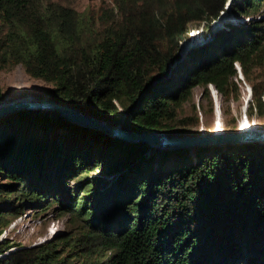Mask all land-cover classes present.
<instances>
[{
  "label": "trees",
  "instance_id": "trees-1",
  "mask_svg": "<svg viewBox=\"0 0 264 264\" xmlns=\"http://www.w3.org/2000/svg\"><path fill=\"white\" fill-rule=\"evenodd\" d=\"M228 1L110 0L91 17L51 0H0V69L20 64L50 85V100L111 125L180 137L173 124L192 91L232 93L239 65L248 115L264 116V21L213 36L207 25L209 40L179 54L190 26L212 23ZM263 2L232 0L231 13L252 16ZM149 152L48 111L2 115L0 236L26 209L57 202L84 226L31 248L0 241V264H76L79 246L80 264H264V142ZM94 167L112 180L71 195L65 183Z\"/></svg>",
  "mask_w": 264,
  "mask_h": 264
},
{
  "label": "rangeland",
  "instance_id": "rangeland-1",
  "mask_svg": "<svg viewBox=\"0 0 264 264\" xmlns=\"http://www.w3.org/2000/svg\"><path fill=\"white\" fill-rule=\"evenodd\" d=\"M51 1L58 5L72 8L77 12L86 13L91 17H97L101 7L111 5L110 0ZM231 5L232 2L229 7L227 4L225 10L221 12L219 17L212 23L201 22L190 26L188 38L192 40V42L189 41V39L187 40L190 42L187 45L185 44L186 46H190V49H188L187 52L195 47L203 45L209 40L210 36L206 37L205 35L207 25L210 27L208 33L213 36L221 29H224L226 24L239 25L241 23H246L248 19L264 21V2L260 5L258 11L255 12L254 15L244 18H235L231 13ZM219 24L220 27L218 28ZM184 49L185 46H183L182 52H185L186 49ZM179 54L181 56L182 53ZM7 62L8 64L0 69V88L4 98L2 104H10L18 99L26 97L38 99L48 98L47 91L50 88V85L41 80L28 77L20 64L11 60H7ZM235 69L237 76L232 80V93L222 96L211 85L207 86L206 90L197 87L192 91L191 99L181 107L176 122L173 124V128H181L184 130L186 136L167 137L168 139L180 140L181 143L177 146L160 147L159 144L152 146V144L150 145L145 142L147 137H141V139L138 140L139 137L136 136L137 138L132 139L133 135L148 133L135 134L132 131L125 130L123 128L124 122H121L119 125H111L93 117V119L100 121V123H96L95 121V124L93 122V127H95L96 124L109 125L110 127L113 126L114 129L119 132L126 133L130 143L143 144L150 147L149 156L156 154L157 151H178L183 149L189 151L199 146L211 145L215 140H220V138L213 140L211 136H229L237 133L239 130L262 131L264 130V116L257 115L254 110L252 111V115H248V108L251 102V85L244 80L240 66L236 65ZM58 111L54 109L53 111H50V113L58 114L60 117L66 119L61 115L63 113L59 111L61 113L59 114ZM80 115L85 116V114L81 113ZM243 121L247 122L249 128L244 129V126L242 125ZM159 135H163V133H156L154 136L158 138ZM116 139L121 140L120 138ZM168 160L169 161L166 162L171 164L174 159L170 158ZM84 175H87V178L84 179ZM92 178H101L107 181L112 180L111 176H105L102 171L97 170V168L94 167L93 170H90L87 173H78L76 177L72 180H68L65 184L70 194L73 195L75 189L80 183H86L84 181H90ZM80 191L77 198L81 197ZM59 204V202H57V204L52 203L51 206L45 210H43V208L47 206V204H45L44 207L36 206L39 208L32 211L26 209L24 212L25 215L23 216L25 218H22V222L19 224L20 229L13 232L8 231L7 235L4 232L2 235L3 240L0 239V241H2V243L8 242L9 245L13 246L31 248L51 241L53 238L59 236L75 237L78 232H80L81 227L84 226V222L76 219V213L72 215L68 213L61 214V207ZM87 249V246H79L77 248L79 256L76 257V264H80L83 261V253H85ZM11 250L14 249H10L4 254H7Z\"/></svg>",
  "mask_w": 264,
  "mask_h": 264
},
{
  "label": "water",
  "instance_id": "water-1",
  "mask_svg": "<svg viewBox=\"0 0 264 264\" xmlns=\"http://www.w3.org/2000/svg\"><path fill=\"white\" fill-rule=\"evenodd\" d=\"M230 2V3H229ZM232 0L228 1V7L230 6ZM220 27V24L218 25V28ZM190 43L189 41H186L185 43H183L180 47V52L181 57H183L187 50L190 49V46H185V44ZM183 46H185V52L183 51ZM193 47V46H192ZM191 47V48H192ZM21 109H27V110H34V109H38V110H45V111H53L54 109H56L57 111H61L63 114H61L59 111V114L63 115L67 120H69L70 122H74L73 124L76 125H80L83 127H87L89 129L92 130H96L99 131L109 137H114V138H120L122 141L126 142V143H130V140L127 137V134L124 132H119L118 130L114 129L113 126H109V125H100V124H96L95 127H93V122L95 124L96 123H100V121L93 119V117L91 116H81L80 112H78L75 109H72L71 107L65 106V105H59L57 103H55L54 101L50 100L49 98H44V99H38V98H22V99H18L10 104H1L0 105V117L2 115H5L7 113L10 112H15V111H20ZM82 114V113H81ZM156 133H148V134H142V135H133L132 139L137 138L136 136L139 137L138 140L141 139V137H147L145 142L147 144L149 140H153L156 144L160 147H166V146H177L179 143H181L180 140L177 139H168L167 135L163 134V135H159V139L157 137H155ZM151 135V136H149ZM149 136V137H148ZM161 137V138H160ZM214 139L220 138V140H215L213 143H220V144H232V145H236V144H244V143H255V142H264V130L262 131H251V130H246V131H238L235 134L229 135V136H211ZM225 139V140H222ZM228 142V143H227ZM151 145V144H150ZM8 254V253H7ZM6 254V255H7Z\"/></svg>",
  "mask_w": 264,
  "mask_h": 264
},
{
  "label": "built area",
  "instance_id": "built-area-1",
  "mask_svg": "<svg viewBox=\"0 0 264 264\" xmlns=\"http://www.w3.org/2000/svg\"><path fill=\"white\" fill-rule=\"evenodd\" d=\"M249 20H250V19H248L247 22H249ZM24 215H25V214H23V215L17 217L16 219H14V220L9 224V226L3 231L2 235L4 234V232H5V234L7 235L8 231H9V232H13V231H15V230H19V229H20L19 224L22 222V218H25V217H23ZM2 235L0 236V239L3 238Z\"/></svg>",
  "mask_w": 264,
  "mask_h": 264
},
{
  "label": "bare ground",
  "instance_id": "bare-ground-1",
  "mask_svg": "<svg viewBox=\"0 0 264 264\" xmlns=\"http://www.w3.org/2000/svg\"><path fill=\"white\" fill-rule=\"evenodd\" d=\"M191 39H192V37H191ZM189 41L192 42V40H190V39H189ZM186 45H187V43H186ZM186 45H185V46H186ZM23 110H27V109H21L20 111H23ZM34 110H38V109H34ZM39 111H45V110H39ZM73 123H74V122H73ZM242 125L244 126V129L249 128V126H248V124H247L246 121H243V122H242ZM250 128H251V127H250ZM239 131H241V130H239ZM218 132H219V131H218ZM219 133H220V132H219ZM148 143L152 144V146L156 144L153 140H149ZM255 143H256V142H255ZM259 143H263V142H259ZM224 144H225V143H224ZM224 144H220V143H212L211 145H224Z\"/></svg>",
  "mask_w": 264,
  "mask_h": 264
}]
</instances>
